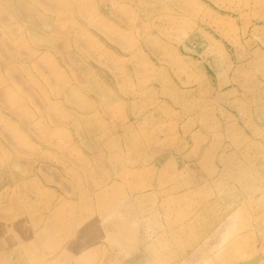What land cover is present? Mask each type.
I'll use <instances>...</instances> for the list:
<instances>
[{
  "label": "rangeland",
  "instance_id": "374dc122",
  "mask_svg": "<svg viewBox=\"0 0 264 264\" xmlns=\"http://www.w3.org/2000/svg\"><path fill=\"white\" fill-rule=\"evenodd\" d=\"M0 264H264V0H0Z\"/></svg>",
  "mask_w": 264,
  "mask_h": 264
},
{
  "label": "bare ground",
  "instance_id": "6f19581e",
  "mask_svg": "<svg viewBox=\"0 0 264 264\" xmlns=\"http://www.w3.org/2000/svg\"><path fill=\"white\" fill-rule=\"evenodd\" d=\"M51 1H52V0H51ZM56 2H59V1H56ZM111 5H112V6L115 5L114 1H111ZM64 6H65V4L63 3V4L61 5V7H62V8H65ZM116 6H117V8H118V11L121 10V7H122V6H121V7L118 6V5H116ZM51 71H52V73L54 74V77H57V79H58L59 81H61V85L66 86V85H65V84H66V83H65V80H64L63 77L60 76V73H59V74H58V73L55 74V73L57 72V69H56L55 67H53ZM3 87L6 88V86H4V85H3ZM6 89H7V88H6ZM16 137H17V138H20L19 135H17Z\"/></svg>",
  "mask_w": 264,
  "mask_h": 264
}]
</instances>
